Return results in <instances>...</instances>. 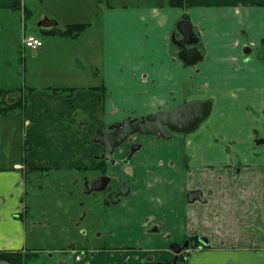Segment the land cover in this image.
I'll use <instances>...</instances> for the list:
<instances>
[{
  "label": "crops",
  "instance_id": "0c3cea01",
  "mask_svg": "<svg viewBox=\"0 0 264 264\" xmlns=\"http://www.w3.org/2000/svg\"><path fill=\"white\" fill-rule=\"evenodd\" d=\"M3 18L12 26L2 40L8 46L19 21L23 32L9 82L0 57V90H33L23 107L0 114V249L33 250L25 170L98 165V149L75 127L83 113L103 126L209 100L194 131L169 139L138 134L130 143L140 148L125 164L128 146L115 150L113 175L131 190L105 209L107 238L131 246L127 264L166 263L176 255L171 245L188 240L185 264H264V0H0ZM180 20L198 38L203 59L195 64L181 60L173 42V34L182 38ZM27 22L42 47L24 46ZM72 23L90 26L76 39L45 30ZM70 69L90 81L65 82ZM53 87L76 90L66 97ZM194 190L204 200L189 202ZM103 252L93 254L96 263L110 258Z\"/></svg>",
  "mask_w": 264,
  "mask_h": 264
},
{
  "label": "rangeland",
  "instance_id": "374dc122",
  "mask_svg": "<svg viewBox=\"0 0 264 264\" xmlns=\"http://www.w3.org/2000/svg\"><path fill=\"white\" fill-rule=\"evenodd\" d=\"M27 24L26 33L35 32L37 34L36 31L32 30L31 24L29 22ZM17 27L18 30L13 28L12 31L13 35L14 33L15 36L17 34L13 46H8L2 40L6 36V33L12 29V26L11 23H7L5 18L0 21V57H4L2 59L8 65L4 67L8 73L10 71V74H8L4 69L2 70V72H5L3 80L6 82H9L11 79V62L16 55L12 51L20 43L23 32L20 21ZM42 38L45 40L48 39L44 35H42ZM67 75L69 76L64 78L68 79H63L65 82L87 84L86 81H90L87 74L75 75L71 69ZM100 89L102 97H106L107 93L103 88ZM12 96L14 95H6L4 103H11ZM82 117L83 119H77L80 124L79 126L75 125L76 129L84 139L86 146L94 144V147L98 149L96 151V159L100 163L104 162L105 170L109 173L108 175L113 176L112 170L114 168L111 165V161L115 154L113 153L110 156L101 144L95 143L98 125L91 118L90 112L86 115L83 113ZM131 117L139 118L143 117V115ZM116 122L118 121H112L111 123H106V125L108 126ZM106 125H103V127ZM90 164L91 161L89 160L84 165L89 167ZM123 168L124 166H122L121 171ZM98 172L102 171L92 172L83 169L81 171L69 170L66 173L55 170L46 174V172L32 173L25 170L26 193L24 195V202L29 209V215L27 216L28 226H34V232L33 234L31 233L29 249L38 251L40 255L33 264H77L78 260L76 258L79 257L83 260V264H98L93 254L95 253L97 255L99 251H104L103 253L106 256L107 254L111 255L103 264H117L120 257L122 262L119 264H127L125 259L127 251L125 250H131V246H123L121 243H117L119 240H109L107 238L111 232L109 233V226L106 222L105 208L102 203H98L97 201L101 196L100 194L93 195L92 193H87L85 188L84 178H95L100 174ZM116 181L120 182L121 179H117ZM70 244H73L75 249H70ZM101 258L103 259L104 257ZM0 264H4V262L0 261Z\"/></svg>",
  "mask_w": 264,
  "mask_h": 264
},
{
  "label": "water",
  "instance_id": "95a60500",
  "mask_svg": "<svg viewBox=\"0 0 264 264\" xmlns=\"http://www.w3.org/2000/svg\"><path fill=\"white\" fill-rule=\"evenodd\" d=\"M177 29L182 34V38L177 39L173 34V42L180 48L179 58L188 64H195L203 59V55L197 47L198 38L195 35L193 26L187 20H180ZM211 102L209 100L194 101L176 106L167 111H158L147 116L133 118L128 116L121 121L113 123L105 129L99 125L96 134L100 137L99 143L111 155L115 149L123 145L132 135H154L156 138L169 139L174 133H190L194 131L209 115ZM140 148L139 144L131 147L132 152ZM109 182V178L105 177L94 183V190H104ZM100 185L99 187H97ZM130 187L127 183H123L115 191L111 193V200L117 203L121 197L129 194ZM204 200L200 190H194L188 193L187 200L193 202L195 200ZM207 244V240L203 239ZM189 242L183 245L172 244L171 249L176 253L172 261L164 264H178V254L185 248H188ZM70 249H75L73 244L69 245ZM161 264V263H158Z\"/></svg>",
  "mask_w": 264,
  "mask_h": 264
},
{
  "label": "trees",
  "instance_id": "16d2710c",
  "mask_svg": "<svg viewBox=\"0 0 264 264\" xmlns=\"http://www.w3.org/2000/svg\"><path fill=\"white\" fill-rule=\"evenodd\" d=\"M172 5H181L183 0H169ZM90 26L87 23H72L64 26L63 28H55V29H45L48 34L60 35L69 39H76ZM100 88V87H99ZM97 88V89H99ZM96 89V88H95ZM33 88H29L27 91L22 87H17L14 89H1L0 90V114L4 115L8 112H11L19 107H23L27 101L29 94L32 92ZM52 93L56 95H64L66 97H71L76 90L75 88H60L53 87L49 88ZM104 90V89H103ZM13 92H17L19 97L12 103H4L5 97L8 94H12ZM7 101V100H6ZM104 165V162L96 165L95 168H101ZM89 167L83 166L81 169H88ZM48 167L39 168L34 167L29 169L28 171H39L44 173V171H48ZM47 174V172H46ZM39 252L33 250H7L0 249V261H3L7 264H33L39 258Z\"/></svg>",
  "mask_w": 264,
  "mask_h": 264
},
{
  "label": "flooded vegetation",
  "instance_id": "af4514ba",
  "mask_svg": "<svg viewBox=\"0 0 264 264\" xmlns=\"http://www.w3.org/2000/svg\"><path fill=\"white\" fill-rule=\"evenodd\" d=\"M109 126V125H108ZM108 126L106 125L104 128L105 129H108ZM138 134H135V135H132V136H130V138L123 144V145H125L126 143H127V146H128V153H127V155L122 159V161H123V163L125 164L126 162H127V160L129 161V159H130V157H131V154H132V150H131V147H132V145H134V144H138V143H130L129 141L131 140V139H135V136H137ZM99 140H100V137L99 136H97V138H96V142L97 143H99ZM100 144V143H99ZM122 146V145H121ZM120 146V147H121ZM119 148V147H118ZM117 149V148H116ZM115 149V150H116ZM105 151H106V149H105ZM115 152V151H114ZM112 155V154H111ZM129 163V162H128ZM98 164H100V162H98ZM96 167V166H95ZM95 167H93L92 169H87L88 171H99V170H101L102 172H98V173H100V174H98L97 175V177H95V178H89V177H86V178H84V181H85V188H86V191H87V193H92L93 195H98V194H100V196H101V198H99L97 201H98V203H102V205L104 206V208L106 209L107 207H109V206H115V205H119L122 201H123V199L125 198V197H127V196H125V197H121L119 200H118V202L117 203H113L112 202V200H111V193L113 192V191H115L119 186H121L123 183H127V185L129 186V184H128V182L126 181V180H122V181H116L117 179H120L118 176H115V175H113V176H111V175H108V172L105 170V166L103 165L101 168H95ZM105 177H108L109 178V182H108V184H107V186H106V188L104 189V190H101V191H99V190H94L93 189V185H94V183L95 182H97V181H99V180H102L103 178H105ZM100 185H98L97 187H99ZM130 187V186H129ZM131 190V189H130ZM129 193H130V191H129ZM188 242H189V244H190V241L188 240ZM189 247L188 248H185V249H183L179 254H178V259H177V263L178 264H185V262H186V259H187V257H188V253H189ZM79 259H80V257H79ZM173 260V259H172ZM171 260V261H172ZM161 264H164V263H161Z\"/></svg>",
  "mask_w": 264,
  "mask_h": 264
},
{
  "label": "built area",
  "instance_id": "2783aa9c",
  "mask_svg": "<svg viewBox=\"0 0 264 264\" xmlns=\"http://www.w3.org/2000/svg\"><path fill=\"white\" fill-rule=\"evenodd\" d=\"M23 44L27 48L37 49L43 46V40L34 34H29L25 36Z\"/></svg>",
  "mask_w": 264,
  "mask_h": 264
}]
</instances>
